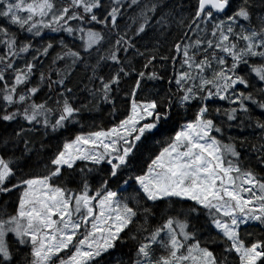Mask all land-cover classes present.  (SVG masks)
<instances>
[{
    "label": "snow or ice",
    "instance_id": "1",
    "mask_svg": "<svg viewBox=\"0 0 264 264\" xmlns=\"http://www.w3.org/2000/svg\"><path fill=\"white\" fill-rule=\"evenodd\" d=\"M0 264H264V0H0Z\"/></svg>",
    "mask_w": 264,
    "mask_h": 264
},
{
    "label": "trees",
    "instance_id": "2",
    "mask_svg": "<svg viewBox=\"0 0 264 264\" xmlns=\"http://www.w3.org/2000/svg\"><path fill=\"white\" fill-rule=\"evenodd\" d=\"M251 231H258V229H250Z\"/></svg>",
    "mask_w": 264,
    "mask_h": 264
}]
</instances>
